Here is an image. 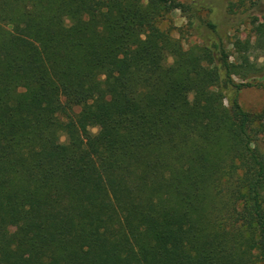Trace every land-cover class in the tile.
Returning <instances> with one entry per match:
<instances>
[{
	"label": "trees",
	"instance_id": "obj_1",
	"mask_svg": "<svg viewBox=\"0 0 264 264\" xmlns=\"http://www.w3.org/2000/svg\"><path fill=\"white\" fill-rule=\"evenodd\" d=\"M211 1L0 0V264H264V12Z\"/></svg>",
	"mask_w": 264,
	"mask_h": 264
},
{
	"label": "rangeland",
	"instance_id": "obj_2",
	"mask_svg": "<svg viewBox=\"0 0 264 264\" xmlns=\"http://www.w3.org/2000/svg\"><path fill=\"white\" fill-rule=\"evenodd\" d=\"M180 1L185 4H190L191 2V0ZM215 2L216 9L213 14H211L207 8H204L200 11L199 15L213 19L219 24L221 32L230 38H233V36H240L243 39L247 37H250L252 40L254 39L252 25L250 24V19L247 17V14L257 16L258 19L262 20L263 14L260 13L264 12V0H249L245 5L240 7V10L236 11H239L238 13H233L227 8L228 0H216ZM159 25L163 29L171 27L173 29V34L182 39L186 48L191 44L200 42L199 36L190 26L189 15L180 9L166 14V16L160 20ZM180 32H182V36ZM255 55L257 54L255 53ZM257 62L259 66L264 65V54L257 58ZM237 80L240 81L239 78H237ZM249 80L254 83L261 82L264 84V71L251 76ZM227 94H231V91ZM239 101L246 110L252 112L264 109V86L255 85L243 88L239 93ZM76 110L79 111L80 107H77ZM92 130L93 132H97L98 128H93ZM61 140L65 141L66 136L63 135ZM258 146L264 155V138L259 142ZM11 231L17 232L18 227H11Z\"/></svg>",
	"mask_w": 264,
	"mask_h": 264
}]
</instances>
